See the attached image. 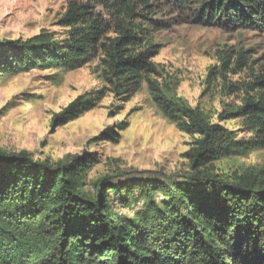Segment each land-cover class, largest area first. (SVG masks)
Here are the masks:
<instances>
[{
	"label": "trees",
	"instance_id": "16d2710c",
	"mask_svg": "<svg viewBox=\"0 0 264 264\" xmlns=\"http://www.w3.org/2000/svg\"><path fill=\"white\" fill-rule=\"evenodd\" d=\"M165 9L197 27L264 32V0H69L61 43L43 34L0 41V76L78 69L101 57L115 95L129 98L147 83L162 115L193 140L188 173L175 179L140 172L89 180L94 154L54 163L0 149V264H264V168L214 166L264 149V70L226 114L254 134L239 140L151 79L160 51L152 35L169 25L158 18ZM233 55L221 56L215 75L246 68L244 51ZM86 104L77 99L55 121L74 120Z\"/></svg>",
	"mask_w": 264,
	"mask_h": 264
},
{
	"label": "rangeland",
	"instance_id": "374dc122",
	"mask_svg": "<svg viewBox=\"0 0 264 264\" xmlns=\"http://www.w3.org/2000/svg\"><path fill=\"white\" fill-rule=\"evenodd\" d=\"M68 1L0 0V41L26 42L43 34L61 43L67 38L68 28L60 21ZM158 18L169 25L152 35L160 51L152 61L156 73L151 79L167 96L200 108L239 140L253 138L242 119H227L226 114L241 105L242 88L251 75L263 73L264 32L197 27L174 20L168 9ZM239 51L245 53L246 68L232 65L225 78L214 74L220 72L223 54L235 60L233 53ZM101 61L78 69L37 66L0 76V149L25 151L54 163L94 154L98 163L89 180L140 172L171 179L186 175L192 138L162 115L147 83L129 98L115 95ZM79 98L92 108L67 123L56 122ZM110 134L113 139H106ZM214 166L225 173L262 169L264 149L239 153Z\"/></svg>",
	"mask_w": 264,
	"mask_h": 264
}]
</instances>
